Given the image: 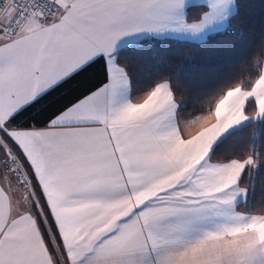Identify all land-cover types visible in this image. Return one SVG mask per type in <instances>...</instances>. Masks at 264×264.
I'll use <instances>...</instances> for the list:
<instances>
[{"label": "snow or ice", "instance_id": "snow-or-ice-1", "mask_svg": "<svg viewBox=\"0 0 264 264\" xmlns=\"http://www.w3.org/2000/svg\"><path fill=\"white\" fill-rule=\"evenodd\" d=\"M249 7L0 0V264H264V59L205 82L137 80L125 62L208 43ZM97 63L98 84L42 108Z\"/></svg>", "mask_w": 264, "mask_h": 264}, {"label": "trees", "instance_id": "trees-1", "mask_svg": "<svg viewBox=\"0 0 264 264\" xmlns=\"http://www.w3.org/2000/svg\"><path fill=\"white\" fill-rule=\"evenodd\" d=\"M251 5L241 12V16L233 21V31L220 34L208 43L193 42H152L139 49L127 52L126 60L137 80L149 77H167L175 74L181 80L205 82L213 80L217 75L227 72V62L233 64V71L248 72L255 67V61L264 59L261 51V33L264 32V7L261 0H247ZM243 32L240 36L238 33ZM102 79V67L93 65L84 73L65 84L57 92L52 93L41 102L47 110L54 103H61L77 93L85 92L98 84ZM184 102L188 105L187 113L197 111L200 102L197 94L187 92ZM32 115H39V109ZM29 113L22 114L18 120L23 123ZM29 123L34 121L29 120ZM246 135V134H244ZM243 139V136L238 138ZM257 201L261 200L260 191L264 188V171L257 175Z\"/></svg>", "mask_w": 264, "mask_h": 264}]
</instances>
